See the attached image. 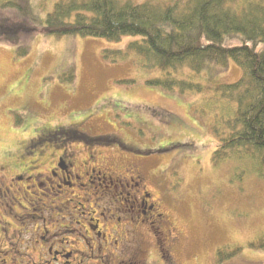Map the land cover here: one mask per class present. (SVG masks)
I'll return each mask as SVG.
<instances>
[{
  "label": "rangeland",
  "instance_id": "rangeland-1",
  "mask_svg": "<svg viewBox=\"0 0 264 264\" xmlns=\"http://www.w3.org/2000/svg\"><path fill=\"white\" fill-rule=\"evenodd\" d=\"M59 1L33 0L34 16L44 21ZM1 19L8 23L5 16ZM139 39H57L39 32L26 57L16 54L14 44L0 41V164L34 161L36 151L26 156L23 149L57 129L71 138L80 136L76 132L88 139L111 138L91 144L119 170L137 165L149 191L163 199L164 211L181 235L175 250L180 264H264V249L252 246L264 242V171L234 161L213 165L218 142L211 126L226 111L210 99L215 94L166 91L150 84L161 72L146 71L136 56L106 57ZM243 74L231 60L215 81L234 84ZM184 76L207 83L187 69ZM78 141V150L89 144ZM58 143H45L42 149ZM43 154L49 164L51 149ZM51 200L53 195L43 198ZM220 249L238 252L218 263ZM150 259L158 263L154 252Z\"/></svg>",
  "mask_w": 264,
  "mask_h": 264
},
{
  "label": "trees",
  "instance_id": "trees-1",
  "mask_svg": "<svg viewBox=\"0 0 264 264\" xmlns=\"http://www.w3.org/2000/svg\"><path fill=\"white\" fill-rule=\"evenodd\" d=\"M32 1L0 0V19H8L0 20V41L14 44L19 57L29 55L30 41L39 32L57 39L113 42L140 37L125 51L107 52L106 57L136 56L146 71L161 72L150 84L166 91L215 94L210 99L226 111L211 126L218 142L213 165L234 161L264 171V0H63L44 21L34 16ZM231 60L244 70L242 78L229 85L216 83ZM186 69L207 83L180 77ZM76 135L89 144L111 139ZM252 246L264 249V242ZM237 252L220 249L217 262Z\"/></svg>",
  "mask_w": 264,
  "mask_h": 264
},
{
  "label": "flooded vegetation",
  "instance_id": "flooded-vegetation-1",
  "mask_svg": "<svg viewBox=\"0 0 264 264\" xmlns=\"http://www.w3.org/2000/svg\"><path fill=\"white\" fill-rule=\"evenodd\" d=\"M78 139L42 133L23 149L34 161L0 164V264H156L152 252L157 264H180L181 235L138 166L119 170L92 144L76 149Z\"/></svg>",
  "mask_w": 264,
  "mask_h": 264
}]
</instances>
